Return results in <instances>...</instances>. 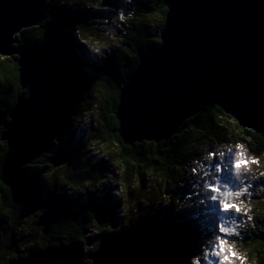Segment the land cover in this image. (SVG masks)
I'll list each match as a JSON object with an SVG mask.
<instances>
[{
	"label": "water",
	"instance_id": "1",
	"mask_svg": "<svg viewBox=\"0 0 264 264\" xmlns=\"http://www.w3.org/2000/svg\"><path fill=\"white\" fill-rule=\"evenodd\" d=\"M161 43L121 87L115 117L122 142L159 143L185 119L216 106L237 124L264 134V0H167ZM47 0H0V55H17L19 83L28 87L1 123L12 147L26 134L30 146L58 126L64 100L40 54L15 36L38 26ZM18 154L23 155V152ZM55 220L46 208L35 226L47 236ZM174 237L159 222L134 225L102 239L90 264H179ZM48 247L11 264H51Z\"/></svg>",
	"mask_w": 264,
	"mask_h": 264
},
{
	"label": "trees",
	"instance_id": "2",
	"mask_svg": "<svg viewBox=\"0 0 264 264\" xmlns=\"http://www.w3.org/2000/svg\"><path fill=\"white\" fill-rule=\"evenodd\" d=\"M80 1L86 4H101L100 0H47L49 7L42 23L38 26L24 28L15 36L17 46L23 47L29 52L40 54L47 63L56 87L61 90L64 107L58 114V126L43 133L38 146L29 145L28 134L12 147H8L7 142L0 139V145H2L0 146V184H2L0 187V264H11L17 261L18 257L14 256L13 252L22 254V257L30 253L28 251L27 254L30 245L26 243H18L16 248L11 251L6 250L2 245L7 244L5 239L12 242V240L20 238L21 230L25 228L27 219L33 214L38 217L46 208L53 209L55 220L46 236L53 248L49 245L44 247H48L50 253L56 250L54 248L65 249V254L55 252L54 258H56L57 264H81L82 257L76 255L75 247L78 246V243L84 242V233L89 230L94 222L101 229L109 224L103 217V213L100 215L98 212L103 208V205H109L110 198L105 204L98 205L88 196H78L76 199L69 200L66 193L59 196L56 190H52L54 201L50 200L48 204L46 202L40 203V199L45 198V192L41 186V180L45 173L42 171L46 172V169L51 165L49 151L53 145L62 148L61 141L65 136L64 129L68 127L69 120L79 114V111L73 107L75 103L72 102V97L78 91L82 92L79 88L82 86L84 63L75 54L76 49L71 33L75 30L85 38L84 36L93 34L95 29L84 20L82 15L77 13ZM166 1L150 0L149 3L148 0H136L133 5L134 12L137 14L134 21H138L137 26H134L136 29L129 33L127 42L121 40L122 46L112 53L114 58L108 61L111 65L108 67L109 69L116 67L114 70H109L114 82L108 87L104 108H99V112L93 120L94 126L96 124V131L93 135L98 140L104 139L106 144L110 143L115 148V154L112 158L122 170L121 178L125 187L130 191L131 184L138 182L140 187L137 188L136 201L143 199L142 196H144L143 192L146 188H144V184H141V178L145 173H149L151 176L163 175L169 180L176 173V170L196 158L200 151L194 152L193 149H187L188 147L191 148L199 143L207 145L211 142L219 145L248 141L256 151L264 154V134L258 135L241 128L235 120L216 106H210L206 111L198 112L185 119L177 133L167 141L159 143L141 141L135 142L132 146H127L122 142L118 134V121L115 117L119 92L141 60L152 53L161 43L160 34L165 24L167 12ZM147 2L149 6L145 9ZM143 9L147 11L143 12ZM60 31L64 32L63 36ZM17 59V55L7 57L0 55V132L2 131L1 123L8 120V113L16 105L17 99H25L29 94L28 87L21 88L19 83ZM93 66L94 72L99 65ZM100 72L103 71L100 70ZM104 76L105 74H100L98 78L104 80ZM61 80L71 81L73 85L67 87L70 89L66 88L63 92L64 85ZM23 151V155L18 154ZM256 151H254L255 154ZM86 165H80V168L82 166L85 168H82L83 171L79 180H77L78 175L74 172L67 175L63 183L71 185L73 188L83 184H94L100 176L95 169ZM171 183L172 180L166 184L170 186ZM51 184L55 185L56 182ZM141 187L143 190H140ZM262 195L264 198V187ZM37 201L39 203H36ZM259 204L264 205V201ZM111 207L114 209L115 205H111ZM254 208L256 209V206ZM150 209L151 207L147 209L146 213ZM148 220L159 222L160 226L174 237L178 246L179 264H184L187 255L196 252L199 247L197 241L208 238L210 235L209 230L195 222H189V226H182L176 221V226H174L171 223H161L158 215ZM126 225L128 224L124 221L123 226ZM258 225L256 223L251 232H249V228H246L244 237L240 239L242 242L234 241L233 244L237 245L241 251L237 249L239 253L247 254L250 262L261 264V259L264 258V242L252 245V241H256L257 238L264 240V236H262L264 232L258 228ZM131 226L133 225H128V227ZM169 227L171 229H166ZM36 250L38 248L32 249L31 252H37ZM20 251H24V253ZM54 258L52 255V259Z\"/></svg>",
	"mask_w": 264,
	"mask_h": 264
},
{
	"label": "rangeland",
	"instance_id": "3",
	"mask_svg": "<svg viewBox=\"0 0 264 264\" xmlns=\"http://www.w3.org/2000/svg\"><path fill=\"white\" fill-rule=\"evenodd\" d=\"M99 2L101 4L95 5L94 3L86 4L83 1H80L77 8V13H79V15H82L84 20H86L92 28H95L93 30L94 33L90 34L89 36L87 35L84 36L85 38H83L80 32H77L75 30H73L71 33V36L73 38V44L76 49L75 54H77L82 59V63H84L85 66V67L83 66V73H82L83 78L81 82L82 86L79 88V90H82V92L78 91L77 94L73 95L72 102L75 103L73 107L76 111H79L80 116H83V118L90 121H93L95 119L96 114L99 112V108L100 109L104 108L105 98H107V93H108V87L111 86L114 82L111 72L109 70L111 69L114 70L116 67L113 68L111 67V69L108 68L111 66L110 63H108V61L114 58V54H110V53H114L118 48L122 46L120 44L121 40L125 42L128 41L129 33L135 31L136 28L134 26L135 25L137 26L138 23V21L137 22L134 21L135 15L137 14L134 12L133 5L136 3V0H100ZM148 2L150 3V0H148ZM148 2L147 5L145 6V9L149 6ZM146 11L147 10L143 9V12ZM146 16H143V18H146ZM60 34L63 36L64 32L60 31ZM101 45H103V47H101ZM93 47L97 49L95 53L91 51ZM93 65L95 66L99 65L94 72H93L94 70ZM119 66H121V63H119ZM100 70H102L103 72H100ZM100 74H105L104 80H100L98 78V75ZM61 82L64 85V87L62 88L63 92L66 90L67 87L73 85V83L68 80L65 81L61 80ZM0 88H1V80H0ZM67 89L69 90L70 88ZM58 91L61 92L60 89H58ZM95 126H92V130L90 131L91 140L97 143V147L100 148V150L102 149V151L104 152V154H106V156L112 157L115 154V148L112 145H110V143L106 144L104 139L98 140L93 135L94 132L96 131ZM70 133H71V129L68 132V134L66 133V135L68 136L65 138V141L62 142L63 148H59L57 145H53L49 151L50 155L49 154L48 155L50 157L49 162L51 165L49 168L46 169V172L44 170L42 171L45 173V175L42 177L41 180L42 182L41 186L45 192L44 193L45 198H41L40 203L46 202L48 204L50 200L54 201L53 200L54 194H52L51 191L52 190L60 191L61 189H63V186H65L63 180L64 178L67 177V175H71L72 173L76 172V174L78 175L77 180H79L82 175V171L85 167L83 168L82 166L83 169L82 168L79 169L75 165L76 160L74 155H72L73 150L69 148ZM211 145H213V143L211 142L207 145L203 144L201 150V153H203V157H204L202 163L204 164L203 169L205 171L216 170L215 163L210 162L208 158L210 154L211 157L213 158L215 156L214 153H211L210 148L207 147ZM241 145H243V147L240 149V156L242 161H244L245 164H247V168L249 169L248 172H244V167H241L238 172L232 168L233 163L236 161L235 145L233 148L232 146L229 148L230 152H228L226 155L223 156L222 162L217 163V167H220L221 169V171L218 174L219 181L221 182L222 185L226 186L229 191L238 190L243 185L247 187L249 182H252V180L250 179L251 176H256L257 178L255 181H257L258 178L261 177L259 173L261 171H264V154H260L258 151H256L254 146L251 145L250 142H246V144H241ZM192 149L193 151H199V148L195 150V148L192 147ZM249 151H251L253 157L248 155ZM254 151H256V154H253ZM251 160H256L258 161V163L256 164L248 163ZM113 163L116 165V161H114V159H113ZM182 172H184L183 168H180V170L177 171L178 174ZM237 176L243 177L242 180L243 185H239L238 183L239 179H237ZM166 178L167 177L163 175L148 176V179L145 181L144 184V188H146L144 189L145 192H143L144 196H142L144 200L142 202L139 201V203L136 201L137 198L135 197L138 189L136 188L133 191L131 190L127 191L128 189L124 186L125 193L123 192L122 195L123 196L122 204H123L124 212L121 213L120 219L117 218L118 220H116V223H119L122 220V218H124L128 225L129 224L133 226L140 225L141 223L143 224L149 222L148 219L155 214L159 216V220H161V223L164 224L170 222L176 223L175 218L177 217H181L182 219L185 218L186 215L185 211L198 212V207L200 206H202V210H203L205 200L203 201V203H200L199 200L193 199L196 198L195 194L189 197V195L186 194V192H183V191H188L189 193L192 194V190L190 189L189 190H187V188L182 189L183 191L179 189L175 190L176 183H178L176 178L172 179V183H171V185H173L172 187L167 186L166 183H168L167 182L168 179ZM143 180L144 177L142 178L141 183ZM54 182H56V184L52 185L51 183ZM263 182H264V178H263ZM149 183L150 185H148ZM257 186H258L257 198L255 200V206H256V211L260 213L263 219V222L258 225V228L261 229L262 232H264V205L259 204L260 202L264 201L263 197L262 198L259 197L263 192V187L260 186V184H257ZM65 190H70L69 194H72L73 192H79V190L69 189L68 187H66ZM140 190H143V188L141 187ZM48 195H49V199H48ZM78 196L72 198L71 200L76 199ZM87 196L88 195H86V197ZM164 196H167L169 199V202L167 204H165L162 199ZM79 197H85V194L80 195ZM243 197L244 196H242L241 199H243ZM46 199H48V201H46ZM110 199L111 200L109 202V205H103L102 206L103 208L100 210L101 212L100 211L98 212L100 215L101 213H103L102 214L103 217L105 218L106 222L109 223L113 222V217H112L113 209L111 205H115V202L118 203L120 201L114 197ZM189 201L192 202L189 203ZM36 203H39V201H37ZM149 206L151 207V209L146 213L147 209H149ZM178 206H181L183 208L178 210V214H173L172 213L173 210H176ZM242 216L243 214L232 213V214H224L223 216L219 217V223H221V218H223L228 221L226 227H234V235L232 236L221 235L217 228V225L219 223L216 224L212 229L211 236H209L208 239L199 242V245L201 247L197 248L196 255L198 256L202 264H220V258L217 256H212L210 254L211 251L215 248L217 236H220L221 239L228 241L229 246L233 249L234 256L231 259V264H241V260H243L244 264H256L254 262L249 261L250 258L249 259L247 258V254L239 253L240 251L239 248L237 247L236 244H233L234 241L235 242L238 241V243L242 242L240 241V239L244 237V231L246 229L243 231L239 227V221ZM36 219H37L36 214L31 215L27 219V224L25 225V228L21 230V237L16 238V240H12V242L9 239H5V242L7 244H3L2 246H4L6 250L11 251L13 250V248L14 249L16 248V245L18 243H26L30 245L29 249H27V254L31 252L32 249L38 248V250L36 251H40V248L46 245H49V247L53 248V246L50 244V241L47 240L48 237L42 235L41 229L39 227H35ZM171 219L174 220L171 221ZM233 221H235V225H233L232 223ZM183 223H185V220L183 221ZM94 224L96 223L94 222ZM108 226L109 224H107L102 228H106ZM101 231H102L101 229L99 231L98 229H96V227L92 229L91 232L93 236H95L94 239L97 238L98 234H100L98 240L104 237ZM262 236H264V233ZM261 242H264L263 238H257L256 241H252V245ZM78 247H80V245ZM78 247L77 246L75 247L77 250V251L75 250L77 253L76 255L81 256V251H79ZM54 249L56 250L51 252L53 258L55 257L56 251L65 254V249H60V248H54ZM236 249H238L239 251H237ZM20 252L24 253V251H20ZM13 255L18 257L17 261L24 258L20 253L15 254V252H13ZM26 256L27 255H25V257ZM236 256L240 257V259H236L235 258ZM244 256H246V258ZM84 259L86 260L84 261ZM84 259L80 260L81 261L80 263L89 264L85 256ZM261 261H262L261 264L262 263L264 264V258L261 259ZM51 264H57L56 258L52 259Z\"/></svg>",
	"mask_w": 264,
	"mask_h": 264
},
{
	"label": "clouds",
	"instance_id": "4",
	"mask_svg": "<svg viewBox=\"0 0 264 264\" xmlns=\"http://www.w3.org/2000/svg\"><path fill=\"white\" fill-rule=\"evenodd\" d=\"M101 47H103V45H101ZM110 54H112V53H110ZM92 126H94L93 121L87 120V119L83 118V116H80V114H77V116H75L72 120H69L68 127H66V129H64L65 136H64V139L61 141V145H62V148H63V143L62 142L65 141V138L68 136V135H66V133L68 134V132L71 129L70 139H69V148L73 150L72 155H74L75 160H76V164L75 165L78 168H80L81 167L80 165L85 163L88 166H90L92 169H95L97 174L100 176L99 180H97L96 182H99V181H101V179H102V177L104 175L103 171L105 170V168L107 166L106 161L103 159V156H101V155H105L106 156V154H104L102 149L100 150V148L97 147V143L96 142L91 140L90 131L92 130ZM241 144H246V141L245 142L244 141L236 142L234 144L223 143V144H219V145L214 143L211 146H207V147L210 148L211 153L215 154L214 158L211 157V159H209V161L210 162H214L216 167H217V163H221L222 162L223 156L226 155L228 152H230L229 148L231 146L233 148L234 145H235V148H236V159H237L238 162H242V159H241V156H240V149L243 147V145H241ZM202 146H203V144H201V143L193 146L195 148V150L197 148H199L200 152H198V155L196 156V158L188 161L187 163H185L180 168L185 167V165H187L190 162L200 161L198 159V157L200 156V154H203V153H201ZM187 149H192V147L191 148L188 147ZM66 150H69V149H66ZM194 152H197V151H194ZM221 153H222V155H221ZM253 154H255V152ZM248 155L253 157V155L251 154V151H249ZM106 157L115 166V168H118V169L121 170V168H119L117 165H115L113 163V160H112L113 158L112 157H110V156H106ZM203 167H204V164L200 163V168L199 167L197 168L199 170H201V169L203 170V173H202L201 177H204V175H205V180H206L207 184H209L211 186H216V187L220 188L221 191H222L223 190L221 188L222 184H221V182L219 181V178H218L219 172L217 173L216 170H214V171L206 170L205 171L203 169ZM180 168H179V170H180ZM177 171L178 170H176V173H177ZM248 171H249L248 168H244V172H248ZM259 175L260 176H264V171H261L259 173ZM121 176H122V170H121ZM178 178H180V177H178ZM256 178H257L256 176H251L250 179L252 180V182H249L247 187L242 184L243 187H245L247 189V191L243 195L244 197L241 200H242L243 203L248 205L249 210H250V215H252L251 216L252 217L251 221H249V219L246 216H244V215L240 218L239 225H240V228L243 231L246 228H249V232H251L252 227L256 223L260 224V223L263 222L262 216L260 215V213H258L256 211V209L254 207H255V200L257 198V187H258L257 184H260V186L264 187V182H263V178L264 177L263 178L259 177L258 180L255 181ZM238 179H239L238 183H239V185H241V183H243L242 182L243 177H239ZM121 181H122V178H121ZM122 183H123V187H124L125 186L124 182L122 181ZM94 184H92V185H94ZM67 186H70L71 188H73L71 185H65V186H63V189H61L60 191H56V192H58L59 195L61 194L60 196H62L65 193L64 191H65ZM73 189H75V188H73ZM183 189H186V187L183 186ZM86 195H88L90 198H92L93 201L95 203H97L98 205L105 204V202L107 200L106 197H104L103 198V202L98 203L96 201L95 197H94V193L92 194L91 192L88 191V192L85 193V197H86ZM210 195H211V193L201 200V201L205 200V204H204L203 210H202V206H200V207L197 206L198 207V212L197 211H192V212L185 211V214H186L185 218L182 219L181 217H177V218H175L176 221H178V223H181L182 226H184V224H185V226H189L188 225L189 222L199 223L204 229L207 230V226L205 227V225H207L209 223H212L213 221L216 220V218H219L220 216L224 215V213H221L219 211L218 202L212 201L211 199H209ZM259 197L262 198L263 195L261 194ZM67 199L71 200L72 198L68 197V195H67ZM137 202L139 203V199L137 200ZM191 202L192 201H189V203H191ZM115 208H116V206H115ZM115 208L112 211L113 222H110L108 227L101 229L96 224H92L89 227V230L84 233L85 234L84 242L78 243V246L80 245V247L77 246L80 249V251H81V256L80 257H82V259H84V256H85V258H87V260H88V256L96 251L98 243L102 239H104L105 237L112 236V235H114L117 232H120V231H122L124 229L129 228L128 225L123 226V223L125 221L124 218L120 221L121 224H120V222L116 223L117 218L115 217L116 216L115 215V211H116ZM174 208H176V207H174ZM181 208H183V207H181ZM181 208L173 210V212H174L173 214H178V210H180ZM229 214H232V213H229ZM233 214H235V213H233ZM173 220L174 219H171V221H173ZM184 220H185V223H183ZM148 221L149 222H153L152 220H148ZM149 222H147V223H149ZM147 223H144V224H147ZM248 223H249V225H248ZM140 225H142V224H140ZM116 226H117V228H116ZM95 227L99 231H100V229L102 230L101 233L103 234L104 237H102L100 240H98V237L100 236V234L97 235L96 239H94L95 236H93L92 238L86 236L87 233L90 232V230H92ZM166 229H171V228L169 227V228H166ZM211 233L212 232H210L209 236H211ZM208 238L207 237L206 238H202V239H200L197 242L199 243L202 240H205V239H208ZM86 245L87 246L91 245L92 248H93V251L89 252L87 254H84L82 252V246H86ZM186 246H188V245H186ZM199 247H201V246L199 245ZM196 252H197V250H196ZM196 252H194V254L187 255V257L185 259V263L186 264H188L189 261H190V264H191V259H196L199 262V264H202L201 261L199 260L198 256L196 255ZM226 255L228 256V261L226 262V264H231V259H232L231 258V256H232L231 251L230 250H226ZM244 257L246 258V256H244ZM238 259H240V258H238ZM85 260L86 259H84V261ZM201 260H202V258H201ZM88 262H89V260H88ZM89 264H90V262H89ZM241 264H244L243 260H241Z\"/></svg>",
	"mask_w": 264,
	"mask_h": 264
},
{
	"label": "built area",
	"instance_id": "5",
	"mask_svg": "<svg viewBox=\"0 0 264 264\" xmlns=\"http://www.w3.org/2000/svg\"><path fill=\"white\" fill-rule=\"evenodd\" d=\"M103 156V159L106 161V168L103 171L104 175L101 179V181L96 182L94 185H89V184H83L77 188H75L74 190H79V192H73L72 194H69L70 190H65L64 192L68 195V197L70 198H74L77 195H84L86 192H91L92 194L94 193V197L96 199V201L98 203L103 202V198L106 197L108 188H109V192L114 196V198H117L118 200H120L118 203L115 202V215L116 218H121L120 215L121 213L124 212V208H123V204H122V195L124 192V187H123V183L121 181V170L118 168H115V166L110 162V160L105 156V155H101ZM203 154H200V156L198 157V159L200 161H194V162H190L187 165H185V167H183L184 172L178 174L175 173L174 175H172V178H169V180L167 181L168 183H170V180H172L173 178H176L178 183H176V188L175 190L179 189L181 191H183V186H185L187 188V190H192V194L189 193L188 191H184L186 192V194L189 195V197H191L192 195H196V198L193 199H197L200 201L203 198H205L207 195H209L210 193L204 188V184L206 183L205 177H201L203 170H199L197 169L198 167L200 168V163H202L201 161H203ZM148 176H150L149 173H145L143 175L144 180L142 181L143 184H145V181L148 179ZM142 177V178H143ZM180 177V178H178ZM141 178V180H142ZM141 183V184H142ZM150 185V183L148 184ZM139 184L138 182H133L130 186L129 190H133L138 188ZM173 185L170 184V187H172ZM69 189H73L70 186H67ZM123 188V190H122ZM128 191V190H127ZM125 193V192H124ZM144 199H139V201H143ZM148 204V203H146ZM174 213V212H172ZM157 215V214H155ZM153 215V216H155ZM152 216V217H153ZM123 219V218H122ZM118 220V219H117ZM121 224V222H120ZM92 230H90V232L87 233V237L92 238L93 234L91 232ZM83 248V253L87 254L89 252L93 251L92 246H82Z\"/></svg>",
	"mask_w": 264,
	"mask_h": 264
},
{
	"label": "snow or ice",
	"instance_id": "6",
	"mask_svg": "<svg viewBox=\"0 0 264 264\" xmlns=\"http://www.w3.org/2000/svg\"><path fill=\"white\" fill-rule=\"evenodd\" d=\"M121 18H123V17H121ZM91 51L95 53L97 51V49L95 47H93L91 49ZM0 146H2V145H0ZM221 155H222V153H221ZM209 159H211V154L209 155ZM248 163L256 164V163H258V161L251 160ZM241 167L247 168V164H245L244 161L238 162L236 159V161L232 165V168L238 172ZM220 171H221L220 167H216V172L218 173ZM261 177H264V176H261ZM238 178H239V176H237V179ZM242 184L243 183H241V185ZM0 187H2V184H0ZM204 188L209 193H211L209 199H211L212 201L218 202L219 211L221 213H224V214H229V213L243 214L244 216H246L249 219V221L252 220L248 205L243 203L241 200V197L247 191V189L245 187L241 186L238 190L229 191L226 186L222 185L221 188L223 190L221 191L220 188H218L216 186H211V185L205 183ZM162 199H163L165 204H167L169 202V199L167 196H164ZM201 203H203V201H201ZM232 223H233V225H235V221H233ZM227 224H228V221L221 218V223H219L217 225L219 233L221 235H224V236L234 235V227H226ZM226 250L231 251V253H232L231 258H233V256H234L233 249L229 246L228 241L221 239L220 236H217L215 248L211 251L210 254L212 256L219 257L220 258V264H226V262L228 261V256L226 255ZM235 258L238 259L240 257L236 256ZM192 264H199V262L196 259H193Z\"/></svg>",
	"mask_w": 264,
	"mask_h": 264
},
{
	"label": "bare ground",
	"instance_id": "7",
	"mask_svg": "<svg viewBox=\"0 0 264 264\" xmlns=\"http://www.w3.org/2000/svg\"><path fill=\"white\" fill-rule=\"evenodd\" d=\"M108 193L106 194V196H107V199H108V197L109 198H113L114 196L110 193L109 194V188H108V191H107ZM194 206V205H193ZM174 226H176V223L175 222H171ZM188 264H190V261L188 262Z\"/></svg>",
	"mask_w": 264,
	"mask_h": 264
}]
</instances>
